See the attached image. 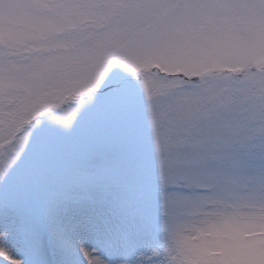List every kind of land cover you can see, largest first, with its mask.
I'll return each mask as SVG.
<instances>
[{
	"label": "snow or ice",
	"instance_id": "6c2138e0",
	"mask_svg": "<svg viewBox=\"0 0 264 264\" xmlns=\"http://www.w3.org/2000/svg\"><path fill=\"white\" fill-rule=\"evenodd\" d=\"M0 264H264V0H0Z\"/></svg>",
	"mask_w": 264,
	"mask_h": 264
}]
</instances>
